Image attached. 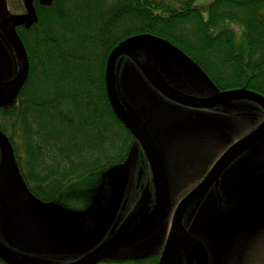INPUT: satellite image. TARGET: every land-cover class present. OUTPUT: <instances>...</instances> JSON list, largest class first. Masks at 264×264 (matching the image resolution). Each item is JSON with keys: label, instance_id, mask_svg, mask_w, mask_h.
Here are the masks:
<instances>
[{"label": "trees", "instance_id": "obj_1", "mask_svg": "<svg viewBox=\"0 0 264 264\" xmlns=\"http://www.w3.org/2000/svg\"><path fill=\"white\" fill-rule=\"evenodd\" d=\"M33 6L36 22L17 29L29 77L0 108V130L12 143L26 191L39 202L88 213L104 175L129 158L137 142L111 107L106 68L111 53L133 37L168 41L217 92L264 96V0H183L179 6L34 0Z\"/></svg>", "mask_w": 264, "mask_h": 264}, {"label": "rangeland", "instance_id": "obj_2", "mask_svg": "<svg viewBox=\"0 0 264 264\" xmlns=\"http://www.w3.org/2000/svg\"><path fill=\"white\" fill-rule=\"evenodd\" d=\"M159 1L179 6L183 0ZM8 7L15 14L24 12L22 0H8ZM0 44L7 53L4 59L5 54L0 47V79H4L9 73L12 74L15 63L17 67V61L4 44L2 35ZM172 53L173 51L168 55ZM173 56H176L175 59L168 56L166 69H162L157 63L159 56L152 60L155 71L168 87L192 99L217 93L215 86L195 66H185L177 59L187 61L180 51L173 53ZM115 84L125 111L140 125L146 118L150 122L147 124L150 129L148 136L168 171L171 200L177 199L194 187L221 153L261 123V119H250L247 115L248 113L261 115L259 106L241 99L223 104L226 109L186 111L180 119H175L176 113L183 109L177 108L173 112L171 103H167L162 95L150 86L133 61L125 56L119 58L116 63ZM254 148L252 152L257 153L250 154V149L230 166L225 175L227 178L240 172L243 164L249 162V158L253 159L264 152V139ZM137 154L138 144L134 146L129 161L121 167L123 171L112 176L108 171L104 175L102 185L94 198L97 199L109 184L118 187L117 195L112 201L111 211L103 216L99 227L84 236L79 234V226L87 211H71L53 203L37 201L26 191L19 168L14 163L5 185L0 188V243L14 254L30 253L27 259L23 257L25 264H65L68 260L86 256L89 254L87 252L101 246L105 237L111 238V232H116L109 230L110 222L117 220L114 227L116 230L121 228V223L130 208L129 203L123 212L125 195L131 197L133 194V189L129 190L128 187L138 165ZM260 158L263 159L264 155ZM249 167L250 165L246 169ZM259 167L260 172H264V165L260 164ZM200 225L204 227L205 224ZM229 247L230 241L227 247H221L223 253H220V256L223 263L239 264L240 257L238 253H234L237 240L233 241L232 253L228 252ZM258 254L260 264H264V253ZM213 255L215 258V254ZM123 259L118 257L117 260H121L122 263L125 262ZM219 263L220 261L216 259V264Z\"/></svg>", "mask_w": 264, "mask_h": 264}, {"label": "flooded vegetation", "instance_id": "obj_3", "mask_svg": "<svg viewBox=\"0 0 264 264\" xmlns=\"http://www.w3.org/2000/svg\"><path fill=\"white\" fill-rule=\"evenodd\" d=\"M22 4L24 12L22 14H15L9 10L8 0H5L4 3H2L1 0L2 8L9 18L28 14V10L26 4L24 3V0H22ZM0 35L3 36L2 33H0ZM3 38L5 39L4 36ZM6 41H4V44L7 46V49L9 48L11 50L10 44ZM11 52L14 54V58L17 61L14 51L11 50ZM5 55H7L6 52ZM18 68L19 67L17 61V67L15 63L14 71L9 78L10 80L17 75ZM9 79H2L0 80V82ZM219 93L220 92L218 91L216 95ZM213 96L215 95L198 98L206 99ZM163 99L167 103H171L173 112L177 108L183 109V111L181 110L180 112L176 113L177 116H174L175 119H180L181 115H185L184 112L186 111L197 112L198 110L204 111L206 109L212 108L226 109L222 105H217L212 108L196 109L177 104L165 97H163ZM258 108L261 109V115L253 113H248L247 115L250 119H261V123L256 128L251 130L246 136L255 131L264 121V110L260 106ZM144 120L143 122L146 125L150 123L147 118ZM144 130L147 132L146 134L149 135L150 129L148 128V125ZM180 131L181 128L178 129V134H180ZM244 138L238 140L235 144H237ZM256 145L257 144L251 146L244 153H247L250 149V154L253 155L257 153L252 152L254 151V146ZM138 146L139 154L136 155V159H139V161L136 171L133 175V180L128 187L129 190L133 189V194L131 197H127L125 195V199L123 202V212L130 203L129 211L125 216V219L121 223V228L123 227V229H115L114 225L117 224V220L110 222L109 230H115L116 232H111V238L105 237L102 245L116 238H123L132 235L133 233L145 227L156 213L158 204V189L154 172L143 149L139 144ZM233 146L229 147L223 153H221L216 162L211 165L202 175L198 183L194 187L185 191L177 199L171 200L169 187V204L166 215L161 225L153 232V234H151L149 238L138 244L115 251L113 252V254L104 258L97 264H119L121 260H117L118 257H123V260L130 264L132 262H135V264H166L168 253H178L181 261L180 264H197L195 250L189 247L187 244L183 243L176 236V233L174 231L175 215L181 203L203 183V181L207 178V176L210 174L219 160ZM159 157L166 174L168 184H170L168 179V171L160 155ZM129 158L123 164L111 168V176L123 171V168L121 167L129 161ZM237 159L235 161H237ZM258 160L259 159L257 157L253 159L249 158V162H245L243 164V169L240 172H238L234 176H231L230 178H227L225 176L226 172L235 162L233 161V163H231V165H229V167L213 183L209 190L197 202L193 203L182 216L181 225L183 230L189 237L196 239L203 244L205 251L208 254L209 264H216V259L220 261L219 264H224L220 256V253H223L221 247H227L230 241L228 252L232 253V245L235 239L237 240V248L234 253H238V256L240 257L239 264H260V256L258 253H264V172H260L259 165H264V160L259 162ZM249 165V169H246V167ZM110 187L115 190V198L117 195L116 188L118 187L109 184L106 187V190ZM111 204L109 210L106 213L111 211ZM84 219L81 220V224ZM200 224L205 225L204 227H201ZM113 234L115 235V237H113ZM99 247H96L87 253L90 254L97 250ZM122 253L124 254V256H120ZM15 254L18 257H24L26 259L28 255L30 256V253ZM213 254H215V258ZM84 257L85 256L73 260H68L65 264H72Z\"/></svg>", "mask_w": 264, "mask_h": 264}, {"label": "water", "instance_id": "obj_4", "mask_svg": "<svg viewBox=\"0 0 264 264\" xmlns=\"http://www.w3.org/2000/svg\"><path fill=\"white\" fill-rule=\"evenodd\" d=\"M5 0H2L4 3ZM34 0H24L26 4L28 14L23 16H14L9 18L2 8L0 0V33L5 37L6 42L10 44L11 50L14 51L17 61H18V73L13 79H9L11 73H9L6 81L0 82V108H4L10 104L12 99L25 85L29 77L30 64L28 59V54L25 45L17 32V28L20 26H26L30 28L37 20L34 6ZM5 54V49L3 45L0 44ZM175 53L179 51L175 46L171 45L166 40H158L157 38L150 35H140L133 37L121 45H119L110 55L106 68V89L111 107L121 121V123L131 132L135 137L136 142L141 146L145 155L147 156L152 170L154 172L156 185L158 189V204L157 210L151 221L142 229L133 233L128 237L116 238L110 242H106L104 245L99 247L94 252L88 254L84 258L76 261L72 264H97L104 258L113 254V252L121 250L123 248L129 247L131 245L138 244L153 234V232L161 225L163 219L166 215L168 204H169V184L164 172L160 157L152 144L150 138L146 134L147 125L142 123L140 125L137 120L125 111V108L120 102L117 94L116 84H115V67L116 63L121 57H127L133 61L136 67L139 69L141 74L147 80V82L152 86L158 93L163 97L186 107L203 109L212 108L217 105H223L231 100L241 99L248 100L256 103L264 110V96L252 91L245 89L229 90L225 92H220L215 94L213 97L206 99L200 98H189L185 95L172 90L168 87L160 76L155 71L152 65V60L154 57L159 56L157 63L160 64L162 69H165L166 60L168 56L170 59H175L176 56L168 55L170 52ZM180 53H182L180 51ZM7 55L4 56L6 59ZM187 58V57H186ZM182 61L185 66L193 65L188 58L187 61ZM196 67V66H195ZM197 68V67H196ZM198 69V68H197ZM13 73V72H12ZM10 75V76H9ZM2 80V79H0ZM217 92V90H216ZM264 139V121L263 123L250 135L246 136L243 140L235 144L215 165L213 170L203 181V183L194 190L179 206L174 221V231L179 240L187 244L189 247L195 250V255L197 259V264H209L208 254L201 242L196 239L189 237L182 228L181 219L184 212L195 202H197L213 185V183L218 179V177L235 161L241 154H243L251 146L258 144ZM137 143L135 145H137ZM0 188L5 183L8 174L15 162L14 148L12 146L9 138L0 130ZM261 152L257 158L259 161ZM107 174V173H106ZM23 182V181H22ZM5 185V184H4ZM115 196V190L110 187L98 196V198L93 203L90 208L89 215H85V219L79 228V234L84 236L96 230L102 222L103 215L109 210L110 204ZM12 204V200H10ZM13 205V204H12ZM0 259L6 264H25L23 257H18L14 252L7 249L0 243ZM180 257L178 253H168L166 264H180Z\"/></svg>", "mask_w": 264, "mask_h": 264}]
</instances>
